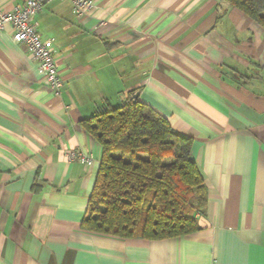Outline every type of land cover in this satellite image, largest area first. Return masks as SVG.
Listing matches in <instances>:
<instances>
[{"label": "crops", "instance_id": "crops-1", "mask_svg": "<svg viewBox=\"0 0 264 264\" xmlns=\"http://www.w3.org/2000/svg\"><path fill=\"white\" fill-rule=\"evenodd\" d=\"M25 1L0 0V12ZM91 1L81 17L51 0L34 18L58 95L10 25L0 31V264H264V28L224 0ZM135 93L192 138L207 197L194 233L81 227L102 156L81 121Z\"/></svg>", "mask_w": 264, "mask_h": 264}, {"label": "trees", "instance_id": "trees-1", "mask_svg": "<svg viewBox=\"0 0 264 264\" xmlns=\"http://www.w3.org/2000/svg\"><path fill=\"white\" fill-rule=\"evenodd\" d=\"M225 1L264 28V0ZM81 124L102 147L83 230L150 240L202 228L206 186L191 158V137L132 95Z\"/></svg>", "mask_w": 264, "mask_h": 264}, {"label": "built area", "instance_id": "built-area-1", "mask_svg": "<svg viewBox=\"0 0 264 264\" xmlns=\"http://www.w3.org/2000/svg\"><path fill=\"white\" fill-rule=\"evenodd\" d=\"M50 1L26 0L20 8L16 7L10 12H0V31L6 25H10L13 41L25 46L31 59L37 63L52 93L58 95L64 80L53 57L52 39H42L34 21L35 16ZM70 1L74 13L79 17L93 7L91 0ZM64 157L67 161H77L83 165H90L93 161L90 153L80 149H68L64 151Z\"/></svg>", "mask_w": 264, "mask_h": 264}, {"label": "water", "instance_id": "water-1", "mask_svg": "<svg viewBox=\"0 0 264 264\" xmlns=\"http://www.w3.org/2000/svg\"><path fill=\"white\" fill-rule=\"evenodd\" d=\"M137 96H138V94H137V93H135V94H133V96H132V97H133L134 99H136V98H137Z\"/></svg>", "mask_w": 264, "mask_h": 264}, {"label": "rangeland", "instance_id": "rangeland-1", "mask_svg": "<svg viewBox=\"0 0 264 264\" xmlns=\"http://www.w3.org/2000/svg\"><path fill=\"white\" fill-rule=\"evenodd\" d=\"M225 1V0H224Z\"/></svg>", "mask_w": 264, "mask_h": 264}]
</instances>
